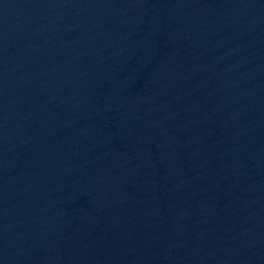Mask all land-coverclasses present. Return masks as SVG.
<instances>
[{
  "label": "water",
  "instance_id": "1",
  "mask_svg": "<svg viewBox=\"0 0 264 264\" xmlns=\"http://www.w3.org/2000/svg\"><path fill=\"white\" fill-rule=\"evenodd\" d=\"M0 264H264V0H0Z\"/></svg>",
  "mask_w": 264,
  "mask_h": 264
}]
</instances>
